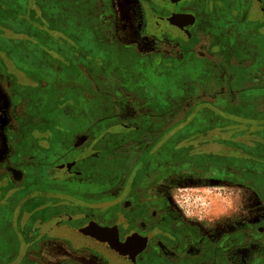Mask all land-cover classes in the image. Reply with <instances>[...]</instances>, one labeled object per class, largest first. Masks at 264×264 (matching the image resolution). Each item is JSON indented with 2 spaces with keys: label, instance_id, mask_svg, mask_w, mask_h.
Segmentation results:
<instances>
[{
  "label": "flooded vegetation",
  "instance_id": "flooded-vegetation-1",
  "mask_svg": "<svg viewBox=\"0 0 264 264\" xmlns=\"http://www.w3.org/2000/svg\"><path fill=\"white\" fill-rule=\"evenodd\" d=\"M132 1L133 37L119 31L115 0H25L23 10L0 0L6 47L24 46L32 32L29 49L48 48L32 72L8 53L0 59L11 104L0 158V264H82L64 251L50 258L42 252L48 241L52 251L98 264H264V0ZM39 74L47 81L37 94L30 82ZM175 87L179 94L169 95ZM52 91L67 105L49 103L44 122ZM15 105L23 112H12ZM174 110L207 112L193 132H214L224 146L183 153V121L164 115ZM178 175L251 188L261 216L235 230L206 227L170 201L165 182Z\"/></svg>",
  "mask_w": 264,
  "mask_h": 264
},
{
  "label": "rangeland",
  "instance_id": "rangeland-1",
  "mask_svg": "<svg viewBox=\"0 0 264 264\" xmlns=\"http://www.w3.org/2000/svg\"><path fill=\"white\" fill-rule=\"evenodd\" d=\"M9 8L15 9L20 8L24 9V2L23 0H4ZM115 7L118 13V27L119 31H130L131 36L134 34V21L136 19L137 10L135 3L132 0H115ZM21 10V12H22ZM9 13V12H8ZM1 26V25H0ZM3 33H0V37L4 39V30L1 29ZM133 37V36H132ZM2 39V40H3ZM136 39V38H135ZM1 40V39H0ZM141 44V47L144 46V43L141 40H138ZM4 45V43H3ZM4 47V46H3ZM48 49V48H47ZM1 51L0 59H5L6 54H4V48ZM39 57V56H38ZM58 57V56H57ZM37 58V57H35ZM34 58V60H35ZM1 59V61H2ZM5 61V60H4ZM3 62V61H2ZM45 62V61H44ZM4 63V62H3ZM14 66V65H13ZM12 66V67H13ZM58 67V66H57ZM14 70V67L11 71ZM38 73V70H37ZM42 74H39L41 76ZM19 78L17 75H15ZM43 79L30 82L31 85L37 86L36 93L38 94L42 90L44 84H46L47 78L43 75L41 76ZM62 80L65 79V71H62V74L59 76ZM20 79V78H19ZM45 79V80H44ZM15 85L18 84V81L14 80ZM22 81H19L21 85ZM42 93V92H41ZM40 93V94H41ZM27 90L24 91L25 97L27 96ZM51 102L53 105L56 106H64L67 105L64 95H58L56 92L52 91ZM179 94V93H177ZM46 97L49 98V94H46ZM56 97V99H55ZM50 100V99H48ZM17 101V100H16ZM19 101V100H18ZM49 103V102H48ZM187 104V102H186ZM9 100L7 98V93L4 86L0 82V158L6 157V148L3 145V139L5 137V127L7 126L8 121L10 120V108ZM197 111V108L195 109ZM188 111H179L174 110L173 113H168L164 115H169L168 120L173 122H180L183 121L180 125H173L177 130L180 128V136L184 137V145H181L185 148L183 153H186L188 150H193L195 148H199L200 152H213L217 153L219 150L224 146L215 143L214 132L208 134L209 132H203L198 134V132H193L194 128H190V124L192 122H199L202 119L208 120V113L201 112L197 113ZM12 112H23V107L20 105L16 106L11 110ZM54 112V110H53ZM171 112V111H170ZM132 113L124 114L125 118L130 117ZM139 115V114H137ZM223 116H216V120H229V121H241L242 119L233 118V117H224ZM65 120V118L63 119ZM196 126V125H195ZM202 126V125H201ZM66 127V126H65ZM217 129V134L218 133ZM203 131V129L201 130ZM121 135H123L121 133ZM210 135V136H209ZM223 137H231L230 134L222 133L219 134ZM204 136H208V139H204ZM216 138L218 136H215ZM188 139V140H187ZM214 140V142H212ZM213 144V145H212ZM215 144V145H214ZM227 147V146H226ZM222 152H226V154L230 153L229 149L225 148ZM221 159V156H219ZM170 188H167L169 192L167 193L169 196L170 201L176 206L178 209L181 210L182 213L185 214L186 217L194 219L201 224L205 225L206 227L214 228L217 232L222 230H235L237 227L240 226L239 222H245L246 220H256L259 216H261V201L258 194L251 188H248L244 185L233 183L228 180H210L207 177H192V176H173L169 178L166 182ZM11 193V192H9ZM13 194V192H12ZM10 194V196L12 195ZM29 199V198H28ZM29 211L28 208H25V212ZM25 212H19L20 215H24ZM39 212L35 214V216H39ZM22 219H20L21 221ZM20 222L18 227L24 229L25 232L28 229V226H25L27 223ZM31 231V230H30ZM29 232V231H28ZM27 232V233H28ZM54 242L48 241L43 246L42 252L48 254V250L54 249ZM56 246H58L56 244Z\"/></svg>",
  "mask_w": 264,
  "mask_h": 264
},
{
  "label": "trees",
  "instance_id": "trees-1",
  "mask_svg": "<svg viewBox=\"0 0 264 264\" xmlns=\"http://www.w3.org/2000/svg\"><path fill=\"white\" fill-rule=\"evenodd\" d=\"M23 1H25V0H23ZM2 19H3V17L0 15V25L1 26H4V22L2 21ZM29 19V20H28ZM24 23H26L29 27H32V20L30 19V18H26L25 19V22ZM0 33H2L1 32V29H0ZM26 36H29V37H26V38H23V43H24V46H22V47H18V46H15V47H13V48H11L10 46V48H7L6 46V44L4 43L5 42V40H6V38L4 37V39L2 38V37H0V50H3V48H4V54H7L8 53V55L9 56H11V57H13L14 58V60L16 61V62H18L19 64L18 65H20L21 67H24V68H26L27 70H29V71H33L34 70V68H36V66H37V64H39L40 66H44V61H43V58H44V56L46 55V54H48L47 52H48V49H45L44 47H42V46H38V45H32L33 47H34V51L33 50H30L29 49V44H32V39H33V37H34V34L32 33V32H27L26 34H25ZM3 39V40H2ZM3 43H4V45H3ZM20 44L22 45V43H21V40H20ZM4 46V47H3ZM35 55H34V54ZM39 56V57H38ZM35 57H37V58H35ZM34 58H35V60H34ZM39 59L41 60V61H39ZM19 66V67H20ZM193 71H195V70H193ZM41 73H43V71H40ZM41 80V79H40ZM170 82V81H169ZM175 83V82H174ZM40 89H41V87H40ZM177 93H179V90L175 87L172 91H169V95H172V94H177ZM49 99V98H48ZM47 99V100H48ZM40 101H43V100H40ZM49 101H47L46 102V106H44L42 109L43 110H41V113H45L46 115H41V114H39V113H35L36 115H40V116H43V118H44V122H48V120H50L51 118L49 117V115H48V113H49V110H50V108H48V106H50L49 105V103H48ZM74 104H78V102H75ZM34 110L33 109H31V112H33ZM72 112V111H71ZM243 113V112H242ZM34 114V115H35ZM32 116H33V114H32ZM67 116V115H66ZM87 116H88V119H89V121H91V120H93V121H96L97 120V114L96 113H88L87 114ZM217 116H221L219 113H217ZM225 117V116H224ZM244 117V116H243ZM62 118V117H61ZM63 118H65V117H63ZM72 119H71V121H74L73 119V117H71ZM215 118V117H214ZM227 118V117H226ZM233 118H235V117H233ZM85 119V118H84ZM240 119V118H239ZM222 120V119H221ZM67 121H69V120H67ZM203 121V119L201 120V122ZM195 121L194 122H192L190 125V128H192V127H195Z\"/></svg>",
  "mask_w": 264,
  "mask_h": 264
},
{
  "label": "crops",
  "instance_id": "crops-1",
  "mask_svg": "<svg viewBox=\"0 0 264 264\" xmlns=\"http://www.w3.org/2000/svg\"><path fill=\"white\" fill-rule=\"evenodd\" d=\"M63 248H62L61 251L58 248H57V250L55 249L53 251L51 249L48 250L49 257L54 259L55 256H58V255L63 256V255L60 254V252L63 253V251H64V253H65L64 256H66V255H72V256L76 255L77 258L82 262V264H98L97 260L94 257L90 256V255H85V254L84 255H77L76 253H70L68 250L63 249Z\"/></svg>",
  "mask_w": 264,
  "mask_h": 264
},
{
  "label": "water",
  "instance_id": "water-1",
  "mask_svg": "<svg viewBox=\"0 0 264 264\" xmlns=\"http://www.w3.org/2000/svg\"><path fill=\"white\" fill-rule=\"evenodd\" d=\"M104 230V229H103ZM4 264H8V263H4Z\"/></svg>",
  "mask_w": 264,
  "mask_h": 264
}]
</instances>
